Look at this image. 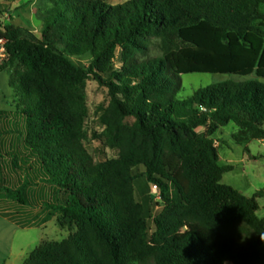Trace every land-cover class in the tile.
Returning <instances> with one entry per match:
<instances>
[{
    "label": "trees",
    "instance_id": "1",
    "mask_svg": "<svg viewBox=\"0 0 264 264\" xmlns=\"http://www.w3.org/2000/svg\"><path fill=\"white\" fill-rule=\"evenodd\" d=\"M50 2L40 37L5 27L12 110L0 126L12 125L0 131L10 142L0 214L75 231L24 264H264V190L247 197L221 183L233 166L219 165L214 139L230 123L237 145L264 139V0ZM84 55L86 68L71 61ZM195 73L243 79L177 98L180 76ZM91 78L107 90L99 122L117 152L99 162L83 145ZM138 178L157 186L158 213L137 201Z\"/></svg>",
    "mask_w": 264,
    "mask_h": 264
},
{
    "label": "rangeland",
    "instance_id": "2",
    "mask_svg": "<svg viewBox=\"0 0 264 264\" xmlns=\"http://www.w3.org/2000/svg\"><path fill=\"white\" fill-rule=\"evenodd\" d=\"M114 3H120L126 0H107ZM0 5L3 6L4 13L0 14V18L6 25L21 27L29 30L37 37L41 36V17L43 13L51 7L50 0H0ZM158 41L150 39L149 54L151 56L159 55L157 49ZM90 56L71 58V61L83 68H86L90 63ZM8 78L4 70L0 71V79ZM238 76L227 74H186L180 76L181 89L177 94V98L184 99L190 97L197 89L210 84L223 82L226 80H242ZM9 88V86H8ZM10 90V88H9ZM11 95V91H10ZM87 117L84 122V138L83 145L87 152L92 156L95 162L114 158L117 152L105 146L103 137V126L99 122L101 109L108 104L107 90L98 85L92 78L87 81L85 87ZM9 97H6L4 91L0 90V109L9 112L12 109L9 106ZM12 120V119H11ZM132 120L130 119L129 122ZM12 125L10 122L1 124V128L7 129ZM239 129L232 123L220 128L214 135L215 145L218 154L221 157L220 166L231 165L233 170L226 172L221 179V183L232 187L241 194L247 197L253 196L258 191L264 190V144L258 141H251L247 146H237L233 140V135L237 134ZM203 132V129H199ZM9 137L0 138V148L3 150L8 148ZM231 160V161H227ZM4 172L3 182L5 185L14 186L16 182L12 176H7L8 167L6 164L1 165ZM139 171H142L140 168ZM151 184L145 178H138L135 182V197L138 202L143 204L145 210L149 207L152 214L160 211L162 203L160 200L152 197ZM259 209L256 215L259 218H264V195L257 199ZM7 204L3 205L0 200V213L6 212ZM8 212V211H7ZM0 217L7 220L3 216ZM16 220L21 221L20 218ZM9 221V220H7ZM11 222V221H9ZM13 223V222H11ZM14 224V223H13ZM16 225V224H15ZM75 229L68 225L59 226L55 219L42 225L41 227L21 228L13 239V264H23V259L18 258L16 254L20 249L25 250L28 254L31 250L44 242L60 241L73 233ZM25 238L26 244L21 241ZM27 256V255H23Z\"/></svg>",
    "mask_w": 264,
    "mask_h": 264
},
{
    "label": "crops",
    "instance_id": "3",
    "mask_svg": "<svg viewBox=\"0 0 264 264\" xmlns=\"http://www.w3.org/2000/svg\"><path fill=\"white\" fill-rule=\"evenodd\" d=\"M105 1L109 4H117V3L110 2L107 0H105ZM120 3H122V2H120ZM42 29H43V22L41 20L40 32L42 31ZM0 90L5 92L6 97L10 96V90L8 88L7 76H6V78L1 77V79H0ZM6 109H0V111L6 110ZM258 142L261 144H264V139L258 140ZM237 146L241 147L242 145H237ZM246 146L247 145H245V147ZM218 156H219V154H218ZM220 159H221V157L219 156V161H220ZM227 161H231V160H227ZM20 229L21 228L18 227L17 225H15V224H13V223H11V222L0 217V264H13L11 261L13 255H14V253H13V239L15 237V234ZM21 241H23V243L26 244L25 238H22ZM30 252H28V254H26L27 252H25V250L20 249L18 251V253L16 254V256L18 258L22 257L23 264H24V260L27 258V256L29 255ZM23 255H27V256L25 257Z\"/></svg>",
    "mask_w": 264,
    "mask_h": 264
},
{
    "label": "built area",
    "instance_id": "4",
    "mask_svg": "<svg viewBox=\"0 0 264 264\" xmlns=\"http://www.w3.org/2000/svg\"><path fill=\"white\" fill-rule=\"evenodd\" d=\"M6 26L7 25L4 24L2 19L0 18V71L2 70V67L4 66V64L8 59V50H7L8 41L4 36ZM150 188H151L152 197L156 198L157 200H160L159 190L157 186L151 184Z\"/></svg>",
    "mask_w": 264,
    "mask_h": 264
},
{
    "label": "clouds",
    "instance_id": "5",
    "mask_svg": "<svg viewBox=\"0 0 264 264\" xmlns=\"http://www.w3.org/2000/svg\"><path fill=\"white\" fill-rule=\"evenodd\" d=\"M261 239H264V236H262Z\"/></svg>",
    "mask_w": 264,
    "mask_h": 264
}]
</instances>
